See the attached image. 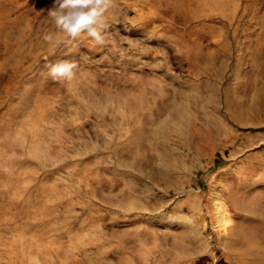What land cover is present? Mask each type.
I'll list each match as a JSON object with an SVG mask.
<instances>
[{"label":"rangeland","instance_id":"obj_1","mask_svg":"<svg viewBox=\"0 0 264 264\" xmlns=\"http://www.w3.org/2000/svg\"><path fill=\"white\" fill-rule=\"evenodd\" d=\"M53 3L0 0V264H264V0Z\"/></svg>","mask_w":264,"mask_h":264},{"label":"clouds","instance_id":"obj_2","mask_svg":"<svg viewBox=\"0 0 264 264\" xmlns=\"http://www.w3.org/2000/svg\"><path fill=\"white\" fill-rule=\"evenodd\" d=\"M114 0H54L48 10V16L58 32L72 41L79 37L92 38L96 44H104L102 34L106 28L105 14L113 6ZM46 41L52 42L54 35H46ZM47 67V75L53 81L72 79L77 64L70 60H57Z\"/></svg>","mask_w":264,"mask_h":264},{"label":"bare ground","instance_id":"obj_3","mask_svg":"<svg viewBox=\"0 0 264 264\" xmlns=\"http://www.w3.org/2000/svg\"><path fill=\"white\" fill-rule=\"evenodd\" d=\"M24 140H25V139H24ZM32 150H33V149H32ZM32 150H31V151H32Z\"/></svg>","mask_w":264,"mask_h":264}]
</instances>
